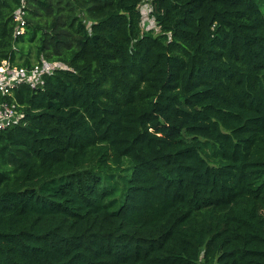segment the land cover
Wrapping results in <instances>:
<instances>
[{"label":"trees","instance_id":"1","mask_svg":"<svg viewBox=\"0 0 264 264\" xmlns=\"http://www.w3.org/2000/svg\"><path fill=\"white\" fill-rule=\"evenodd\" d=\"M20 7L0 67L58 68L0 91V264H264V0Z\"/></svg>","mask_w":264,"mask_h":264},{"label":"built area","instance_id":"2","mask_svg":"<svg viewBox=\"0 0 264 264\" xmlns=\"http://www.w3.org/2000/svg\"><path fill=\"white\" fill-rule=\"evenodd\" d=\"M25 0H22V7H20L14 14L16 22L15 36H21L25 32L26 18L24 11ZM56 66H36L32 70L12 67L7 62H4L0 67V91L2 94H9L13 89L19 85L26 84L35 87L41 82L44 74L56 69ZM22 115L14 110L0 106V130L6 128L11 124H17L22 119ZM200 264H203L200 262Z\"/></svg>","mask_w":264,"mask_h":264},{"label":"rangeland","instance_id":"3","mask_svg":"<svg viewBox=\"0 0 264 264\" xmlns=\"http://www.w3.org/2000/svg\"><path fill=\"white\" fill-rule=\"evenodd\" d=\"M150 10H151L150 4L145 5L142 8L143 20L145 21V26L146 28H150V29L154 28L158 31L155 19L150 16V12H151Z\"/></svg>","mask_w":264,"mask_h":264}]
</instances>
